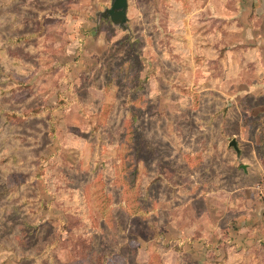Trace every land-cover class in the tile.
Here are the masks:
<instances>
[{
    "label": "rangeland",
    "instance_id": "obj_1",
    "mask_svg": "<svg viewBox=\"0 0 264 264\" xmlns=\"http://www.w3.org/2000/svg\"><path fill=\"white\" fill-rule=\"evenodd\" d=\"M110 5L0 0V264H264V0Z\"/></svg>",
    "mask_w": 264,
    "mask_h": 264
},
{
    "label": "trees",
    "instance_id": "obj_2",
    "mask_svg": "<svg viewBox=\"0 0 264 264\" xmlns=\"http://www.w3.org/2000/svg\"><path fill=\"white\" fill-rule=\"evenodd\" d=\"M25 38V36H20L16 39L17 42H21L22 39ZM2 75H5L7 76V73L3 71L2 67L0 66V77H4ZM22 85V84H20ZM2 91H5L3 90L2 88ZM136 95L133 94L132 96L130 95L129 97V105L131 103V105L134 104V100H135V97ZM223 118L224 117H227V115H225L226 113V109H223ZM218 115V114H217ZM0 116L1 117H6L7 120H11V119H16L18 121H27L29 119H32V118H36V117H46L47 116V120L48 122L50 123V127H49V130H48V134L50 137H52L54 135V131H55V128L52 124V113H51V108L50 107H44V108H36V109H32L28 112H13L11 110H6L4 108H1L0 110ZM136 116L137 114H135L134 112V109L132 108V110L129 111V115H128V119H127V127L129 128V131L128 133H132L133 132V125L135 123V120H136ZM262 137H264V135L261 136V139H263ZM236 140V139H235ZM2 143L0 144V147H3V145L5 144V138H2ZM101 145L102 144H99L98 148H95L93 149V153L94 155H96V157H100V149H101ZM230 146L233 147L236 151L237 154H239L242 150L239 148L238 146V142L236 140V145H231V142H230ZM242 154V153H241ZM15 157H17V155L13 154ZM263 162H264V157L262 158ZM260 179V177H258L257 181ZM256 181V182H257ZM256 184V183H255ZM9 192V188H5V189H2L0 188V198L4 195H6L7 193ZM5 245L2 244V242L0 241V252L2 251L3 247ZM47 251V250H46ZM46 256V258L48 259L49 257H51V255H44Z\"/></svg>",
    "mask_w": 264,
    "mask_h": 264
},
{
    "label": "crops",
    "instance_id": "obj_3",
    "mask_svg": "<svg viewBox=\"0 0 264 264\" xmlns=\"http://www.w3.org/2000/svg\"><path fill=\"white\" fill-rule=\"evenodd\" d=\"M255 136H262L264 135V127H256L255 128ZM260 133V134H259ZM259 145V144H258ZM259 147V146H258ZM258 147H255V150L251 149L249 150V155L248 157L246 155L245 158L247 157V160L249 161V168L247 170H245V178H248L250 179L251 182L254 181V178L258 175L259 177L261 176L263 170H264V162L261 158L263 153H259L258 152ZM257 148V149H256ZM254 151V152H253ZM261 156V157H260ZM263 162V163H262ZM246 167L244 164H243V168ZM237 203H239V205H245V209H241V215L240 217L242 219H246L247 215L246 214L247 212H251V213H254L255 214V210H258V212H262V210L264 209V205H259L258 204V201L255 197L254 194H252V197L251 195L247 194V196H239L237 198ZM238 205H236V209ZM240 206V207H241ZM247 209V211H246ZM240 210V209H239ZM237 210V211H239ZM257 214V213H256Z\"/></svg>",
    "mask_w": 264,
    "mask_h": 264
},
{
    "label": "water",
    "instance_id": "obj_4",
    "mask_svg": "<svg viewBox=\"0 0 264 264\" xmlns=\"http://www.w3.org/2000/svg\"><path fill=\"white\" fill-rule=\"evenodd\" d=\"M129 0H111L110 7L101 12V16L110 19L116 26L127 30ZM231 145H236V140L231 141Z\"/></svg>",
    "mask_w": 264,
    "mask_h": 264
},
{
    "label": "built area",
    "instance_id": "obj_5",
    "mask_svg": "<svg viewBox=\"0 0 264 264\" xmlns=\"http://www.w3.org/2000/svg\"><path fill=\"white\" fill-rule=\"evenodd\" d=\"M255 189L259 192L261 197L264 199V170L260 176V179L255 184Z\"/></svg>",
    "mask_w": 264,
    "mask_h": 264
}]
</instances>
